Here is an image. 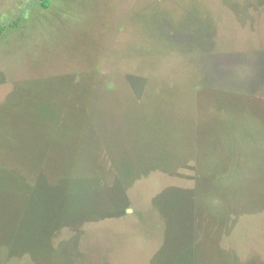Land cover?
Listing matches in <instances>:
<instances>
[{"label":"rangeland","instance_id":"1","mask_svg":"<svg viewBox=\"0 0 264 264\" xmlns=\"http://www.w3.org/2000/svg\"><path fill=\"white\" fill-rule=\"evenodd\" d=\"M262 199L264 0H0V264H264Z\"/></svg>","mask_w":264,"mask_h":264},{"label":"trees","instance_id":"2","mask_svg":"<svg viewBox=\"0 0 264 264\" xmlns=\"http://www.w3.org/2000/svg\"><path fill=\"white\" fill-rule=\"evenodd\" d=\"M262 200H263V202H262V203L264 204V199H262ZM200 255H201V254H200ZM198 256H199V255H198Z\"/></svg>","mask_w":264,"mask_h":264}]
</instances>
